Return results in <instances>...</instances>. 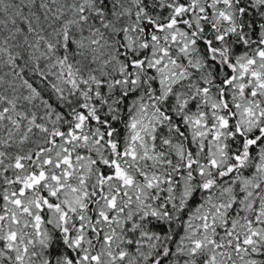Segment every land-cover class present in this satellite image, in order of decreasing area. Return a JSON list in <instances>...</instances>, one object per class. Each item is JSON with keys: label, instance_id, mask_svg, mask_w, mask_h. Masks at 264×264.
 Listing matches in <instances>:
<instances>
[{"label": "snow or ice", "instance_id": "snow-or-ice-1", "mask_svg": "<svg viewBox=\"0 0 264 264\" xmlns=\"http://www.w3.org/2000/svg\"><path fill=\"white\" fill-rule=\"evenodd\" d=\"M20 3L14 14L7 18L0 15V264H36L37 253L29 249H35L37 245L41 249L40 255L46 257L42 264H101V255H107L111 264H116L118 259L124 260L125 251L118 248L119 255L116 256L111 251L92 252V248L111 247L117 234L114 226L119 225L121 214L131 203L132 197L127 188L133 185L135 178L129 175L127 168L131 166L122 158L136 159L132 145L140 139L144 129H137L134 118L124 117L125 120L130 119L127 127L136 130L130 137L131 143L125 146L124 129H119L117 140L111 139L118 124L109 126V121L115 117L93 115L95 104L101 103L99 99L92 111L88 110L86 103L78 101V116H69L59 105L55 106L56 115L53 116L52 105L47 101L44 103L48 110L42 114L25 107L13 85L19 78L33 93L40 95L38 85L22 67V63L32 56V52L27 49L38 51L40 40L46 41V37L38 36L34 47L29 36L35 34L34 25L39 26L41 19L46 20L49 13H53L52 5L57 0H20ZM129 3L134 7L122 6L121 0H81L79 18L75 23L90 21L89 28L94 34L101 27L108 32L110 22L116 21V32L122 45L119 51L123 53L119 60L123 63L112 81L115 86L118 87L121 82L135 85L139 77L137 69L146 70V75L153 78V89L162 87L165 80L177 83V76L193 83L199 81L192 102L185 100L183 105L192 112H196L199 107L197 96H203L201 102L208 104V94L212 93L213 100L219 102L210 105L212 119L202 120L206 113L201 112L200 118H194L191 124H188L187 116H181L176 121L181 136L187 135V129L194 126L202 127L204 131L195 132L189 138L187 153L177 143L173 159L183 161L185 169H196L189 179L193 175L203 176L207 167L209 175L215 169L216 174L232 186L223 188L221 193L231 194L227 202L222 200L212 203L203 215L195 217L200 221L196 231H203L204 238L216 250L211 256L204 253L197 255L204 246L203 240H191L177 233L170 238V245L156 250L154 257L142 258L148 264H171L177 256L179 259L175 264H216L217 253L231 262L232 253L225 251L231 249L243 264H264V239L260 237V233L264 232V197L259 195L264 187V178L257 176V173H264V0H129ZM0 4H3V0H0ZM0 11L6 9L0 8ZM56 11L63 15V9ZM129 18L134 21L131 27L125 22ZM71 23H66L63 29L62 48L66 50H71L75 43L68 38ZM91 25H96V29L92 30ZM165 29L170 32L166 33ZM40 31L43 32V28ZM173 45H176L175 49ZM45 47L48 51L53 49L51 43H45ZM193 48L195 53L201 55H195ZM175 53L181 54L179 59ZM67 59V55L61 51L56 63L61 66V74L70 77L69 82L76 85L73 65L69 63L68 71H64V61ZM201 59L205 61L203 65L199 63ZM170 64L173 66L171 70ZM202 68L208 69L203 75ZM75 71L79 75L80 68L77 67ZM158 71H167V75L154 79ZM125 72L128 75H124ZM90 79L96 81L94 72ZM81 85L97 97L107 91L104 80L89 85L88 80L81 76L76 87ZM117 95L123 99L125 111L129 110L130 98L143 100L134 87L131 92L118 91ZM159 95L157 91L152 98L154 107L155 98ZM165 98L174 99L171 96ZM141 106L146 111L147 106L143 103ZM217 112L220 114L217 115ZM62 115L67 121L76 119L78 122L68 124L61 120ZM174 118L170 113L164 115V119ZM101 120L104 124L96 128L95 125ZM85 121L90 132L100 133L99 136L93 135L96 148L87 147L89 134L83 132ZM57 122H60L59 125ZM181 124L186 127H180ZM217 124L219 131L216 130ZM149 126L152 128V153L145 148L141 159L163 163L159 159L162 153L155 152L159 139L156 128L150 122L146 127ZM224 129L228 130L227 135ZM160 131L167 135L163 127ZM197 137L204 138L200 140L198 150L192 146ZM221 138L224 139L222 145L214 144ZM237 141L239 150L234 151ZM163 143L170 144L171 141L163 140ZM101 145L106 150L110 149L106 156L99 152ZM213 147L220 152L221 159L230 157L231 163L221 168L213 155ZM199 152L206 153L207 157L198 159ZM249 158H252V164L241 178V173L236 169L243 170ZM122 163L126 167H122ZM167 163L171 164L172 160ZM93 166L99 171L94 183L90 184ZM176 169L182 172L179 163ZM137 170L140 180L148 188L161 182L172 183L170 174L161 178L153 173L149 178L147 171H141L139 166ZM114 180L119 181V185L108 183ZM215 183L217 181L210 179L201 186L207 190ZM142 192L143 189L138 187L135 199L139 200ZM69 193L75 194L74 197L70 198ZM185 195L195 199L193 193ZM118 199L121 200L119 208ZM97 204L103 207L97 208ZM193 206L198 211L203 204L197 202ZM105 207L109 211H105ZM52 213L58 216L54 234L49 231L53 224ZM156 215L153 210L152 216ZM144 217H149V214L144 212ZM70 219L71 228L68 226ZM192 219L193 216H188L189 222ZM129 220H132L131 215L124 220L125 226L134 231L138 225L129 224ZM239 228H243L244 232L241 233ZM209 229L211 238L207 235ZM85 231L89 238L87 245L83 244V235H75ZM153 232L158 242L160 236L168 232V228L161 224L153 228ZM137 236L138 239H127L130 249L138 251L142 242L153 239L151 233L138 232ZM186 240H190L187 253L184 249Z\"/></svg>", "mask_w": 264, "mask_h": 264}, {"label": "clouds", "instance_id": "clouds-1", "mask_svg": "<svg viewBox=\"0 0 264 264\" xmlns=\"http://www.w3.org/2000/svg\"><path fill=\"white\" fill-rule=\"evenodd\" d=\"M81 0H57L55 5H52L53 13H49L48 19H41L39 21V26L34 25L35 34L29 36V40L32 42L33 46L37 42V37H46L40 40V48L38 51L33 52L32 49H27L26 51L32 52V56L29 59H26L22 63V67L25 71L32 77L35 81V84L38 85L37 91L40 95H36L32 92L30 88L22 83V81L17 78L15 84L13 85L16 88L17 94L21 97V102L25 104V107L29 110H35L37 113H44L48 110L47 104L44 101H47L52 105L53 116L56 115L55 106L59 105L60 108L64 110L69 116H78L79 113V104L82 102L88 105V110L92 111L93 105L96 100L99 99L101 103L95 104V112L93 115H100L101 117L112 116L115 119L109 121V126L111 124H118L117 130L114 132L111 139L117 140L119 138V129H124L125 131V146L131 143L130 137L136 130H130L127 125L130 122V119L134 118L137 121V129H144L141 133L140 139L136 141L132 147L136 152V159L133 160L131 157L122 158L127 160L128 167L127 170L129 175H132L135 180L132 186L127 188L129 195L132 197L131 203L127 205L124 209V212L121 214L122 219L119 225H115L117 230L116 236L112 240L111 247L101 246L99 248L93 247L92 252L101 251L108 252L111 251L116 256L119 255L117 249L123 250L126 252V256L123 261L119 259L116 261V264H148L147 260H144L142 256H148L149 259L155 256L156 250L161 247H167L172 243L171 237L179 233L182 236L190 237L191 240H203L204 246L198 250L197 255L204 253L208 256H211L216 250L208 243V239H205V234L203 231L197 232L196 226L200 224L198 217L203 215L207 209H209L210 204L219 203L220 201L227 202L230 193L228 195H222V190L225 187H232L227 180L219 177L216 172L217 170L212 169V175H209V169L205 167V173L203 176L193 175L189 179V175L195 173L196 169H185L183 167V161L178 158L173 159L176 154L175 145L179 143L185 153L188 151V141L195 132H202L204 129L202 127H192L187 129V135L181 136L178 129L176 128V121L181 118V116L188 117V124H191L194 118H200V113L205 112L206 115L201 118L203 119H212L210 108L211 103L214 101L212 98V93L208 94V104H203L201 101L204 99L203 96H197L196 101L198 104V110L192 112L187 106H183L185 100L189 103L192 102V95L195 91L196 84L199 81H185L175 77L177 83L172 84L170 80H165L162 87L158 89H153L151 85V79L146 75V70L141 71L137 69L139 77L135 85H125L123 82L117 87L113 84V79L116 77L117 72L119 71L120 65L123 63L119 60V56L123 55L119 51V48L122 46L116 32V21L113 20L110 22L109 31L105 32L101 27L99 31H90L89 25L90 21L85 23L81 21L80 23H75L79 18V6ZM121 4L124 7L132 6L130 5L129 0H121ZM21 6L20 0H3V4H0V8L6 9V11H0V15H4L7 18L8 15L14 14L16 9ZM63 9V15H60L56 10ZM72 22L69 24V35L70 40L75 41L73 48L71 50H66L62 48L63 45V29L66 23ZM128 23L129 27L134 22L130 18L125 21ZM96 25H91V29L95 30ZM40 28H43V32L40 31ZM166 33H169L170 30L165 29ZM191 39V37H189ZM96 40V43L92 41ZM45 43H51L53 49L48 51L45 47ZM139 43V41L137 42ZM23 47V46H22ZM159 47V45H158ZM176 45H173L175 49ZM63 51L67 55L68 59L64 61V71L67 72V65L71 63L73 65V76L76 79V85L80 83V77L83 76L88 80L89 85H94L96 81L104 80L105 86L107 88L106 92L101 93L99 97L94 95L92 92L88 91L86 86L81 85L79 88L76 85L69 82L70 77L62 75L60 72L61 66L56 63L59 58L60 52ZM139 51V48H137ZM195 55L199 56L200 53H195L194 48L192 49ZM40 53H44L41 56ZM177 59L180 58V53H175ZM105 60L108 61L105 64ZM201 65L205 63L203 59L199 61ZM37 64L40 66L37 67ZM79 67L80 73L77 75L75 69ZM172 65H169V69H172ZM211 67V66H210ZM214 72V67L211 68ZM178 71V69H176ZM208 71L207 68L201 69V75ZM95 73L96 81L90 79L92 73ZM124 75H128L127 72ZM167 75L165 72H157V76L154 79H159ZM224 73L221 70V78H223ZM210 80L211 77H208ZM145 81H148L145 83ZM193 83L192 87H189V84ZM51 85H54L53 88ZM171 85V91H169V86ZM136 88L141 94L143 100L136 98H130L128 101L129 110L125 111L124 101L120 95H117V92H131L132 88ZM56 89H60L59 92ZM159 92L160 95L155 98V105L153 106L152 98L155 96L156 92ZM171 96L174 99L168 100L165 97ZM25 97L27 99L25 100ZM89 97H91L89 99ZM107 101V103H104ZM147 106L146 111L142 108L141 104ZM183 106V107H182ZM158 109H162L158 110ZM111 110V111H109ZM165 113H170L174 116V119L168 120L164 119ZM220 113L217 112V115ZM124 117H129V120H125ZM62 121H66L68 124L74 125L78 122L76 119L67 121V118L63 115L61 116ZM149 122L151 125H154L156 128L157 135L159 137L156 142L155 152L161 154L159 159L163 161L152 160H142L141 157L145 151V148L152 153V140L150 139V134L152 128L146 127ZM60 122H57L59 125ZM104 124V121L101 120L98 124L95 125L96 128H100ZM163 127L167 132L165 135L164 132H161L160 129ZM180 127H186L185 124H181ZM171 129V131H167ZM217 131H219V126L217 124ZM83 132L89 134L87 147L96 148V145L93 144V135L99 136V132L94 134L90 132L87 121H85L83 126ZM228 130L224 129V134L227 135ZM203 137H197L196 142L192 145L194 148L199 149V142ZM163 140H170V144H164ZM224 139L221 138L219 141L214 142V144L222 145ZM83 146V145H82ZM231 150V145H229ZM239 150V142L237 141V148L234 151ZM110 149H105L103 145L99 146V152L101 155L106 156ZM213 155L216 156L218 163H220L221 168L227 166L231 163V159L228 156H224L221 159L220 152L215 150L213 147ZM207 157V154L204 152H199L198 159L204 160ZM187 158V157H185ZM210 158V157H208ZM172 160L171 164L167 162ZM181 165V171H177L176 165ZM252 164V158H249L245 162V168L242 170L237 168L236 171L241 173V178H243V172L246 171L247 167ZM147 165V167H145ZM122 167H126L124 163L121 164ZM137 166L141 171H147L149 173V178L153 173L159 175L161 178H166L169 174L172 177V183L167 184L161 182L158 185H154L153 188L146 187L145 183L140 180ZM99 171L95 166H93V176L89 180V183H94L96 173ZM258 177L264 178V173H257ZM215 180L217 183L207 190L202 188V184L208 180ZM73 182L76 180L74 178ZM108 183L119 185V181L114 180ZM138 187L143 189V192L140 194V199H135ZM247 190V189H246ZM193 193V196H187L185 193ZM75 194L69 193V197H74ZM260 196L264 197V187H262ZM209 197L211 200L209 201ZM125 200L127 198H124ZM199 202L203 204V207L199 208L197 211L194 208V204ZM121 205V200H117V207ZM97 208L103 207L102 204H97ZM105 211H109L105 207ZM153 210L156 211L157 215L152 216ZM144 212L149 214V217H144ZM131 215L132 220H129V224H136L138 227L136 229L130 230L125 226L124 220ZM188 216H193V219L189 222ZM71 217V214H70ZM264 219V217H262ZM53 224L49 228L50 232H53L55 226L58 223V216L56 213H52ZM85 221H87V214H85ZM164 225L168 228V232L164 235H161L159 241L156 242V234L153 232V228H158L160 225ZM70 228L72 226V220H69ZM112 227V226H109ZM182 229H186L182 231ZM241 233L244 232L243 228L238 229ZM151 233L153 239L151 241L142 242V246L139 250L130 249L127 246V239L129 238H139L137 233ZM54 234V232H53ZM111 235V233H108ZM63 236V233H61ZM76 236L83 235L84 241L83 244H88V235L85 231L84 233H75ZM208 237L211 238V229H209ZM168 237V238H166ZM261 239H264V232L260 233ZM227 237H225V241ZM123 241V243H121ZM70 243V241H69ZM190 240L185 241L184 249L187 253L189 251L188 244ZM35 251L37 253L36 264H42L43 260L46 257L40 255L41 249L37 245L35 249L30 248L29 251ZM226 252H231V262L217 253L216 255V264H243V261L237 254L231 249H225ZM91 255V253H90ZM179 257H174L171 264H175V261ZM101 264H111V260L107 255H101ZM183 264V262H181Z\"/></svg>", "mask_w": 264, "mask_h": 264}]
</instances>
